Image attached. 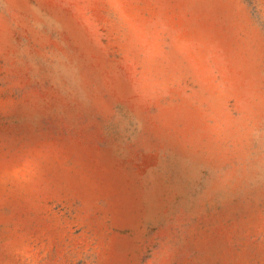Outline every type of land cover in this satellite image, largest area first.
<instances>
[{
    "label": "rangeland",
    "instance_id": "rangeland-1",
    "mask_svg": "<svg viewBox=\"0 0 264 264\" xmlns=\"http://www.w3.org/2000/svg\"><path fill=\"white\" fill-rule=\"evenodd\" d=\"M0 264H264V0H0Z\"/></svg>",
    "mask_w": 264,
    "mask_h": 264
}]
</instances>
